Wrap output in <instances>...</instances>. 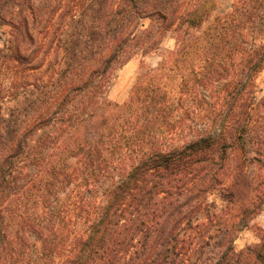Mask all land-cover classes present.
<instances>
[{"label": "trees", "instance_id": "1", "mask_svg": "<svg viewBox=\"0 0 264 264\" xmlns=\"http://www.w3.org/2000/svg\"><path fill=\"white\" fill-rule=\"evenodd\" d=\"M44 2L0 0V264H264V231L239 252L229 236L264 202V0L202 31L216 0ZM144 20L177 47L113 104ZM251 186L237 223L211 211Z\"/></svg>", "mask_w": 264, "mask_h": 264}, {"label": "rangeland", "instance_id": "2", "mask_svg": "<svg viewBox=\"0 0 264 264\" xmlns=\"http://www.w3.org/2000/svg\"><path fill=\"white\" fill-rule=\"evenodd\" d=\"M40 5H37V11H45V5L48 4L44 0H39ZM235 0H216L215 10L210 13L204 23L201 25L200 31L204 30L208 24H210L216 16H221L228 13ZM64 2L62 1V4ZM60 13H64L65 9L61 8ZM67 21V20H66ZM142 29H148V38L144 40L146 46L149 47L145 53L142 52V48L138 47L133 50V54L126 56L121 66L117 68L114 74V79L111 83L109 90L107 91V98L109 102L117 105H122L128 100L130 91L136 83L140 73L146 69H156L161 62L165 60L169 53L174 51L177 47L176 35L177 32L173 30L164 31L160 24L155 21L144 20L141 22ZM63 22L57 21V25L62 26ZM198 30L187 31L186 28H182L181 36L183 38H190ZM45 69V68H44ZM44 80L47 78L44 77ZM256 93L257 100L264 98V68L259 74L256 80ZM256 146L254 144H247V156L251 159L255 156ZM247 174L251 178H259L261 171L256 164L247 165ZM61 197H64V192L60 193ZM230 197L224 198L221 193L214 192L209 197V203H214L215 207L211 211L215 214H219L223 211L224 215L228 216V220L237 223L240 211L246 207L250 200H253L255 193L253 187L249 189L236 188L230 191ZM226 199V200H225ZM227 216L226 217L227 219ZM247 226L235 227V232L232 231L229 236L233 238V247L236 252L244 250L246 247L254 246L259 243V237L262 231H264V202L260 205L258 211L247 221ZM213 228V227H211ZM216 251H214V254ZM212 257V253L208 255ZM213 255V257H215ZM205 258V256H204Z\"/></svg>", "mask_w": 264, "mask_h": 264}]
</instances>
